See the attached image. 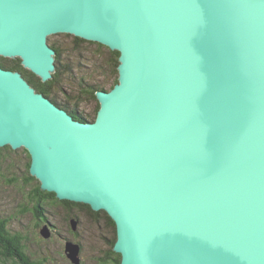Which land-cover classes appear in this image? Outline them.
<instances>
[{
    "label": "water",
    "instance_id": "obj_1",
    "mask_svg": "<svg viewBox=\"0 0 264 264\" xmlns=\"http://www.w3.org/2000/svg\"><path fill=\"white\" fill-rule=\"evenodd\" d=\"M58 33L119 51V82L85 122L0 66V147L106 210L121 264H264V0H0V56L44 82Z\"/></svg>",
    "mask_w": 264,
    "mask_h": 264
},
{
    "label": "rangeland",
    "instance_id": "obj_2",
    "mask_svg": "<svg viewBox=\"0 0 264 264\" xmlns=\"http://www.w3.org/2000/svg\"><path fill=\"white\" fill-rule=\"evenodd\" d=\"M49 39L65 51L64 62L70 67L61 76L60 83H57V100L62 103L69 101V104L79 107L90 118H96L100 102L98 98L88 99L83 90L88 84H103L107 91L116 85L115 78H111L101 67L107 66L109 62V47L100 48L97 42H82L78 45L74 35L66 33L52 34L48 42ZM57 106L65 109L61 105ZM30 156L24 147L6 148L0 171V217L11 219L9 229L24 237L28 255L33 260H46L47 264H74L72 260L77 258L81 260L80 264H110L107 255L109 244L115 239L116 228L108 224L103 212L95 218L87 209L71 207L62 201H50L44 205L45 216L42 218L36 215L34 205L26 208L32 202V186L24 184ZM93 210L105 211L109 215L104 209ZM72 220L77 223V231L71 227ZM45 228L50 231L48 237L43 233ZM68 254L73 256L72 260ZM2 261L0 258V264H8Z\"/></svg>",
    "mask_w": 264,
    "mask_h": 264
},
{
    "label": "trees",
    "instance_id": "obj_3",
    "mask_svg": "<svg viewBox=\"0 0 264 264\" xmlns=\"http://www.w3.org/2000/svg\"><path fill=\"white\" fill-rule=\"evenodd\" d=\"M74 39L78 45L82 42L96 43L94 41H88L77 36H74ZM49 44L56 51V55H55L56 69L55 72L53 73V78L48 81L44 82L39 76H37L32 71L25 68L20 58H6L0 56V66L8 70L21 72L22 75L36 89L37 92L43 93L45 96L56 102V104L64 107L65 110H67L76 120L85 121V122L95 121L96 118L94 119L90 118L79 107H75L74 105L69 104V101L62 103L61 101L57 100L55 96V90L58 87L57 83L62 79L61 76L65 73L66 70H69L70 67L64 62L63 54L65 53V51L62 50L60 47H58L55 41H50L49 39ZM97 44L100 48L103 47L107 48V46L101 43L97 42ZM107 49L109 52V62L107 66H101V67L104 70H106V72L111 78H115V82H114L115 85L116 83L119 82L118 66L120 64L119 61L120 52L117 50H111L110 48ZM96 85L91 86L90 84H88L86 88H84L83 84L81 85L84 88L83 91H85L86 96L90 100L91 99L97 100L96 93L99 90H106L103 84H96ZM6 148H12V147L10 145H6V147L0 148V171H2V167H3V151L6 150ZM30 166H31V161L28 164V174L25 178L24 184H28L32 186V193H31L32 202L30 203L31 205L26 206V208L29 209V207L34 205V211L38 217L44 218L43 216H45V214L43 212V209L45 204H47L50 201H62L71 207L87 209L88 212L92 215V217L95 218L100 216L101 212H103L106 216V221L108 222V224H112L116 228L115 221L105 211H94L91 208V206L88 204L66 200V199H59L54 192L42 190L41 182L37 177L31 174ZM35 182H38V184L34 185ZM9 220L11 221V219L9 218L0 217V258L3 260L2 262L8 264H47L46 260H33V258L30 255H28L26 251L27 247L25 246V243H23L24 237L20 233L14 234L9 229V224H8ZM116 238H117V233L115 239L112 240L109 244L110 251L107 255V258L109 259L108 262L110 264H121V254L114 251L113 249L116 242Z\"/></svg>",
    "mask_w": 264,
    "mask_h": 264
},
{
    "label": "bare ground",
    "instance_id": "obj_4",
    "mask_svg": "<svg viewBox=\"0 0 264 264\" xmlns=\"http://www.w3.org/2000/svg\"><path fill=\"white\" fill-rule=\"evenodd\" d=\"M36 177V176H35ZM40 181V180H39ZM48 191V190H47ZM112 218V217H111ZM113 219V218H112ZM114 221H115V219H113ZM115 224H116V221H115ZM75 229H77V228H75ZM116 233H117V238H116V242H117V239H118V231H117V224H116ZM45 234H47L46 232H45ZM116 242H115V244H116ZM75 245H77V244H75ZM115 246V245H114ZM119 253V252H118ZM120 254H122V253H120ZM121 257H122V255H121ZM121 262H122V260H121Z\"/></svg>",
    "mask_w": 264,
    "mask_h": 264
},
{
    "label": "flooded vegetation",
    "instance_id": "obj_5",
    "mask_svg": "<svg viewBox=\"0 0 264 264\" xmlns=\"http://www.w3.org/2000/svg\"><path fill=\"white\" fill-rule=\"evenodd\" d=\"M53 101V100H52Z\"/></svg>",
    "mask_w": 264,
    "mask_h": 264
}]
</instances>
